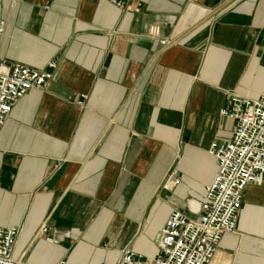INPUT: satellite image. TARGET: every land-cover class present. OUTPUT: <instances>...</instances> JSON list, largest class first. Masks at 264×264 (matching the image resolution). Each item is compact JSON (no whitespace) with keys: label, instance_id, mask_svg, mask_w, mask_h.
<instances>
[{"label":"crops","instance_id":"crops-1","mask_svg":"<svg viewBox=\"0 0 264 264\" xmlns=\"http://www.w3.org/2000/svg\"><path fill=\"white\" fill-rule=\"evenodd\" d=\"M15 65L51 77L0 127L13 258L118 264L131 248L151 260L174 211L200 219L219 170L210 147L236 129L220 110L264 93V0H0V72ZM209 264H264V179Z\"/></svg>","mask_w":264,"mask_h":264},{"label":"built area","instance_id":"built-area-1","mask_svg":"<svg viewBox=\"0 0 264 264\" xmlns=\"http://www.w3.org/2000/svg\"><path fill=\"white\" fill-rule=\"evenodd\" d=\"M106 1L125 11L132 0ZM149 36L159 40L162 47L168 45L161 38L158 24L150 26ZM50 77L23 65H15L7 73L0 72V127L16 103L29 91L46 88ZM220 115L235 120L236 129L228 142L213 143L210 147L209 153L216 158L219 170L206 188L200 219L191 220L181 211H174L161 231L154 259H141L133 249L126 248L118 264H209L222 237L236 232L246 188L264 179V93L258 99L234 95L230 106L221 109ZM178 182L174 180L169 185ZM47 230L44 226L41 233ZM20 234L19 227H0V264H22L13 258Z\"/></svg>","mask_w":264,"mask_h":264},{"label":"bare ground","instance_id":"bare-ground-1","mask_svg":"<svg viewBox=\"0 0 264 264\" xmlns=\"http://www.w3.org/2000/svg\"><path fill=\"white\" fill-rule=\"evenodd\" d=\"M171 186L169 185V188H170Z\"/></svg>","mask_w":264,"mask_h":264}]
</instances>
